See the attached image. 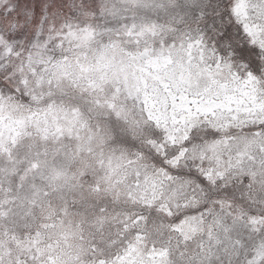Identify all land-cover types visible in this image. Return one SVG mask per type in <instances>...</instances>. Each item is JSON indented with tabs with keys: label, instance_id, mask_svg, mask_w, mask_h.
Segmentation results:
<instances>
[{
	"label": "snow or ice",
	"instance_id": "obj_1",
	"mask_svg": "<svg viewBox=\"0 0 264 264\" xmlns=\"http://www.w3.org/2000/svg\"><path fill=\"white\" fill-rule=\"evenodd\" d=\"M0 264H264V0H0Z\"/></svg>",
	"mask_w": 264,
	"mask_h": 264
}]
</instances>
